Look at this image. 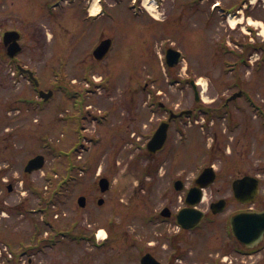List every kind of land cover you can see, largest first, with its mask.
<instances>
[{"label":"rangeland","instance_id":"374dc122","mask_svg":"<svg viewBox=\"0 0 264 264\" xmlns=\"http://www.w3.org/2000/svg\"><path fill=\"white\" fill-rule=\"evenodd\" d=\"M15 1L19 6V14L22 20L18 22L15 17L5 18L1 26L21 25L19 27H26L24 32L29 46L32 44L33 33L36 37L39 33L41 36L46 33V37H50V43L49 45L46 44L48 47L45 52L43 48L37 50L35 45V50L30 53L32 62L29 60V53L24 55L28 65L38 72L40 84L44 88L50 86L53 89L51 84L59 83V81L70 87H72L71 85H78L79 87L86 85L87 81L83 80L69 81L73 78H79V73L85 71L83 68L84 61L79 63L77 61L86 57L85 60L91 61V63L95 61L90 52L88 55L86 53L85 56L84 53L85 50L89 51L88 48L97 38L99 29L105 28V34L113 40V48L108 58L99 65L98 71H94L97 64L93 62L94 69L90 72L91 78L95 77V79L102 77V75L105 76L106 72L111 77V80H108L109 82L105 85L95 86V94L87 96V99L90 100L87 101V104L93 106V111H97L95 118L97 124L91 120L90 122L85 121L82 126L83 132L92 135L87 139L96 138L99 135V141L84 142V145L87 146L82 147L76 157L81 164V170L84 169L82 166H87V171L81 172V177L77 182H71L62 188L63 191L67 189L65 199L61 196L55 200L54 205L51 204L49 217L55 228H68L74 218L77 217V227L68 228L66 233L76 236L78 232L91 233L97 227H108L113 228L112 235H116L122 240L125 235L139 237L146 231L156 236L163 231H173L174 228L167 224L161 226L151 223L146 226L145 224L146 216H149L150 213L154 214V211L164 203L163 191L160 187L151 192L148 200L152 212L144 214L149 211L148 205L144 204V198L148 194L146 188L150 181L154 180L143 182L145 179H143L141 165L144 160L138 146H133L131 143V141L133 143L138 141L137 139L141 143L140 133L150 127V121L146 119L152 117L151 114L147 113L143 118L144 113L147 112L146 108L144 109L146 98L143 97L144 94L140 92L138 85L142 84L141 79L144 75L157 73L156 76L159 81L156 79L148 82L146 89L161 90L162 99L160 100L176 108V111L194 104L192 93L186 83L180 84L178 82L177 85L166 82L167 70L165 65L160 64L163 62V58L160 57H163L164 45L167 42L162 46L160 43L167 39L170 43L173 41L176 48L184 53V59L172 69L170 74L176 75L179 79L180 77H189L198 80L202 84V87L199 86L198 89L206 102L215 100L214 103L221 104L225 95L243 89L244 92H249L250 96L247 99L251 97L252 101L256 103L255 105L261 107V110L257 112L252 111L253 106L247 104L243 97L237 98L231 105L241 107L240 110L234 109L233 114L234 119L240 122L238 128L230 132L226 128L227 126L222 124V121H215L208 130H203L204 133H201L196 127L202 121L200 117L197 119L196 126L187 132L188 143L183 146L178 143L177 149L180 150L183 158L189 157L193 163H196L190 170L210 161V164L217 170L220 180H226L223 182L224 184L221 183L219 186L225 187L226 184L228 186L233 178L243 173L257 175L261 180L259 201L264 203V124L262 123L264 118L259 115L262 112L264 116V62L262 65L261 63L257 64L264 60V53L251 50L250 46L249 50L251 51L246 52L240 44L242 42L251 43L252 41L254 44H258L263 41L264 12L258 15V13L251 11L252 8L249 4L251 0L247 2V10L242 12L241 7L236 8L237 1L240 3V0H214V2L220 3L226 11L238 10L239 15L235 19L238 22L234 30L230 26L232 24L229 19L226 20L218 10H212L213 6L209 8L207 1L199 4L193 0H156L158 8L157 10L152 9L151 14L153 15L142 12L137 17L134 15L131 5H133V1H136V6H138L139 3L142 4V0H120L121 2L119 1L117 6L115 3L117 0H99L102 7L113 5L108 8V11L114 20L112 22L100 18L94 22L96 29L94 32L93 27L90 30L89 27L84 26L83 30H80L79 36L84 37L82 40L78 39L77 32V28L80 27L81 29L82 27L79 24L82 14L74 9V5H66L71 8L59 12L56 16L43 17L44 5L50 0ZM88 1L84 0L83 6ZM10 2L11 0H3L4 6ZM94 2L97 1L92 0V3ZM245 3L246 1L243 2V5ZM213 12L214 16H211ZM45 14L47 15L46 11ZM249 27L254 32H250ZM107 35H104V38L108 37ZM33 40L34 44L36 43L38 46L37 39L34 38ZM224 42L227 48L235 49L237 53L224 55L220 50H217L223 46ZM22 43L24 44V40ZM236 44L237 48L235 47ZM241 55L248 60V65L242 66L238 60L235 62L234 73L231 75L223 74L225 68L222 60L239 59ZM2 74L0 169L3 171L0 172L2 175L0 181V248L8 246V248L6 247L7 252L10 250L19 252L21 246L29 245L36 238L37 233L33 232L42 229V226L32 228V223L34 221L41 222L42 216H44L43 212L37 211L38 208L42 209L41 205L38 206L40 204L38 202H41L40 197L43 195L46 197L49 194L54 195L56 190L51 189V187L56 186V181L63 178L61 175L58 178H48L47 172L57 169L56 163L63 159L55 158L56 152L55 155H51V151L43 148V143L38 140L49 139L48 142L52 145L56 143L55 149L58 148L67 153L66 148L80 143L76 119L72 118L79 116L80 113L74 110L73 103L58 91H54V96L49 100V103L37 104L40 108H44L39 112L32 111V107L28 110L24 108L20 111L10 110L8 105L12 103L18 93H23V91L22 87L17 89L11 84L10 78L6 76L8 69L5 65L2 66ZM137 78L138 80H136ZM135 81H137L134 87L135 92L124 94L125 85H134ZM234 83H236L237 88L231 86ZM105 86L109 87L108 90L105 89ZM99 93L101 94L99 95ZM102 99L107 100L103 102ZM206 102L204 105L207 104ZM157 116L160 115H155L151 123L157 120ZM144 123L145 128L139 129ZM211 130L218 131L220 142L215 152L212 153L210 149L208 154H205L207 147L212 143L213 131ZM38 153L45 156L44 167L31 174L24 173L23 166L27 159ZM157 158L162 159L160 156H156L155 159ZM64 162L61 165L58 163L61 174L69 163L66 159ZM99 171L111 182L109 190L102 195L104 203L100 207L96 204L95 197L97 194L99 196L101 194L97 189L92 190V187L97 185ZM56 172L60 174L58 170H55ZM8 184L12 187L11 192L7 189ZM29 185L42 193L39 195L40 197L32 194V190L28 188ZM225 191L223 188L222 193H217L216 196H223ZM81 194L87 196V203L84 208L77 205V198ZM55 196H52L51 201L55 199ZM209 198L210 193L208 192L201 209H206ZM226 211L227 209L217 215L216 224L211 227L205 225L207 228L194 233L195 238H198L193 246L194 254H202L210 248L212 241L208 238L212 239L216 235H222L219 231V228L221 229L219 222L222 223ZM109 219H112L113 222L111 223ZM46 230L49 229L46 228ZM114 241L118 243L115 239ZM151 242L156 243L155 241ZM60 245L62 246L57 245L54 248H48L45 252L32 255L29 253L22 256L18 262L19 264H78L77 262L80 260V264H91L86 259L87 256L91 255L81 252L84 250L98 252L94 263L105 264L103 263L104 256L111 254L110 247L95 250L86 243L75 245L71 242ZM116 248L123 249L124 247L117 246ZM134 250L136 249H130V251L135 252ZM232 256L234 257L233 260H236L234 264H253V262L256 264L258 261L257 255L250 257L232 254ZM82 258H84L83 261ZM91 260L93 259L91 258ZM3 262L4 255L2 254L0 264ZM190 264L194 263L190 262ZM197 264L201 263L198 262Z\"/></svg>","mask_w":264,"mask_h":264},{"label":"flooded vegetation","instance_id":"af4514ba","mask_svg":"<svg viewBox=\"0 0 264 264\" xmlns=\"http://www.w3.org/2000/svg\"><path fill=\"white\" fill-rule=\"evenodd\" d=\"M242 5V4H241ZM243 6V5H242ZM241 6V7H242ZM246 7V6H245ZM28 9V6H27ZM19 6L16 4L15 0H11L9 4L4 6L3 0H0V75H1V69L3 63L5 64V61L11 62V67L15 69L18 68V66H21L24 69H30V66L28 65V61L24 59V55L26 53H29V60H30V53L34 51L35 44H34V38L37 39L39 42L37 46V50H41V48L44 49L45 47V33L41 36L39 33L38 37H36L33 33L32 44L30 46L26 42V35L24 32V29L19 27L21 25H15V26H1L2 21L5 18H12L15 17L19 20H22V17L19 14ZM254 13H263L264 12V0H253V6L252 10ZM84 19V20H83ZM95 19L90 18L87 14H84L82 17V21L80 22L82 27L84 26L89 27L92 22L94 23ZM11 31H17L20 32V39L19 43L21 45V50L15 54L13 58H10L8 56V46L9 43L5 44V34ZM24 40V44L22 43ZM43 40V41H42ZM32 62V56L31 60ZM34 62V61H33ZM20 77H24L21 76ZM194 98V90L191 91ZM146 98V96H145ZM146 102V99L144 100ZM146 107H144L145 109ZM148 109H151L152 107H147ZM167 109L168 111H165ZM174 113H184L181 117L170 120V112L172 108L170 107H164L162 105L156 106L153 110L147 111L144 113L143 118L146 116L147 113H151L152 117H147L146 120L154 119V115H160L159 117H156V121H153L150 123V127L146 129V131L141 132V139L144 141V144H146L154 135L155 131L159 127V125L162 122L167 123L166 128V141L165 145L162 151L156 153V154H147L145 153L144 163L142 164L144 166L143 174L145 176L150 175L152 178H155V182L153 183V190L162 188L163 185H165V190L168 191L165 193V197H169L166 199L167 208H168V219H161V216H158V219L156 220V225H163L167 224L171 227H173V231H163L160 235L156 236L150 233L144 232L143 234L139 235L138 240L140 243L138 244H131L130 242L132 240L128 239L129 242L128 246L131 244V247H136L133 251H130V249H123V250H110L111 255L107 256L108 258L107 264L113 261L114 264H141L142 257L146 255L153 256L157 261L160 262V264H190L192 262L191 254H193L192 247L195 243V230H184L180 229L179 227H176V212L185 206V198L187 191L194 185L195 180V174L193 170H190L192 167V160L189 159H180L179 154H181L180 150L175 148V144L178 142V132L180 130H183L185 135L187 136L188 130L191 128L192 123L195 119L204 117L206 120V125L208 126L209 121L214 122L217 119V114L221 113L222 111H226L228 107H222L217 108L215 106H203V105H192L189 108H183L181 110H177L174 108ZM199 114V115H198ZM209 118V120L207 119ZM169 119V120H168ZM175 122V123H174ZM189 122V124H187ZM192 122V123H191ZM145 128V123L143 124L140 129ZM216 136V133H215ZM188 138V136H187ZM172 145V146H171ZM146 150V149H145ZM178 151V153H177ZM170 155V157H169ZM156 156H160L162 159H155ZM151 160L154 162L153 165L149 164L147 160ZM187 166V169L186 167ZM163 170V172H161ZM244 175V174H243ZM242 175V176H243ZM241 176V177H242ZM240 177V176H239ZM150 177V179L152 180ZM238 178V177H236ZM233 178L229 185L219 186L221 183L224 184L226 180H220L218 177V174L215 176V180L212 184V186H209L208 190L210 191V201L208 202L209 209L207 208L206 211V222L208 225L212 226L213 224H216L218 221V214H215L212 209H210V205L217 200L225 199V209L227 211L224 215L230 216L234 213L242 212V211H262L264 210V203H260V189L258 190V194L256 196V199L254 203L252 204H244L237 201L233 195V189H232V182ZM156 183V185H155ZM162 185V186H160ZM223 188H225V192L223 196H216L217 193H222ZM170 191H172V194L169 195ZM244 198H247L248 196L245 194L243 195ZM180 203V205H179ZM217 210V208H215ZM161 219V222H160ZM225 221V220H224ZM223 221V222H224ZM151 222L147 220L145 223L146 226L149 225ZM153 224V223H152ZM153 224V225H155ZM221 224V229L223 224ZM157 227V226H155ZM137 237V236H136ZM158 237V238H156ZM222 237V236H221ZM151 241H155L156 243H152ZM231 246L225 245V248H215L210 249L205 252V254L202 257V263L203 264H223L225 260H227L229 257L233 259V255L241 254L242 252L247 254H258L264 252V239L262 242L259 243L257 247L254 249H246L242 244L237 242L232 238L231 240ZM219 245H222V242L220 240ZM187 247V248H185ZM238 253V254H237ZM231 263H233V260H231ZM145 264H155L154 261H150L149 263Z\"/></svg>","mask_w":264,"mask_h":264},{"label":"water","instance_id":"95a60500","mask_svg":"<svg viewBox=\"0 0 264 264\" xmlns=\"http://www.w3.org/2000/svg\"><path fill=\"white\" fill-rule=\"evenodd\" d=\"M109 46H110L109 41H105L101 45V47L97 50L98 52H96V54L98 53L100 54L99 58H101L107 52ZM11 50H13L12 52H15L14 51L15 49H11ZM12 54L13 53H10V55ZM179 57H180V53L178 51L170 50L168 53L169 65L170 66L176 65V63L179 60ZM158 143H159L158 144L159 147H161L163 144V133H162V138L158 140ZM42 165H43V157L38 156L32 159L31 161H29L25 170L27 172H31L33 170L39 169L40 167H42ZM251 179H252L251 177L246 176L234 182V191L237 198L239 199L241 198L240 197L241 189L248 187L249 188L248 190H250V194H252L251 200L253 199V194L256 193L257 181ZM249 180H251L252 182H250ZM100 185L102 191H105L108 188V184L105 180H102L100 182ZM196 202L197 200H195L191 204L193 205ZM79 204L83 205L82 199L79 200ZM178 217H179V222L182 223L183 226L193 227L201 220L202 214L199 212H195V217H194L195 219L194 220L191 219L189 220V222L187 221L189 216L185 217L184 211ZM232 226H233V233L237 237V239L248 246H252L256 242H258L264 234V212L239 214L234 217L232 221Z\"/></svg>","mask_w":264,"mask_h":264},{"label":"bare ground","instance_id":"6f19581e","mask_svg":"<svg viewBox=\"0 0 264 264\" xmlns=\"http://www.w3.org/2000/svg\"><path fill=\"white\" fill-rule=\"evenodd\" d=\"M97 9H98V8H97V4L92 5V7H91V10H92V11H96ZM250 21H252V20H250ZM252 22H254V21H252ZM230 23L234 26L237 22H236L235 18H232V19L230 20ZM256 23H257V22H256ZM99 236H102V232L99 233Z\"/></svg>","mask_w":264,"mask_h":264}]
</instances>
